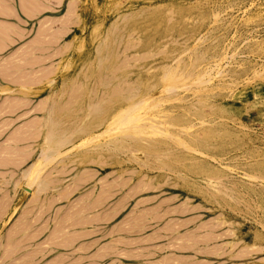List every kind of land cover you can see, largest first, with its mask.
<instances>
[{
  "label": "rangeland",
  "instance_id": "rangeland-1",
  "mask_svg": "<svg viewBox=\"0 0 264 264\" xmlns=\"http://www.w3.org/2000/svg\"><path fill=\"white\" fill-rule=\"evenodd\" d=\"M70 5L0 52V264H264V0Z\"/></svg>",
  "mask_w": 264,
  "mask_h": 264
},
{
  "label": "crops",
  "instance_id": "crops-1",
  "mask_svg": "<svg viewBox=\"0 0 264 264\" xmlns=\"http://www.w3.org/2000/svg\"><path fill=\"white\" fill-rule=\"evenodd\" d=\"M23 1L22 0H0V34L2 33L0 35V44H2L3 42L5 43V46H4V43H3V47L2 45L0 46V49L1 48L4 49V50L1 49L0 50L1 52L10 48L13 44H15L16 42H18L19 40L23 38L22 31L24 29L23 28L24 25L29 24V23H35L47 17H55L53 15H55L56 13H59L63 8L69 9V7L71 6L70 4L72 0H32V2H30L31 0H26V1H29V4L25 0ZM7 25H10V26H7ZM14 26H17V28H15ZM1 30L4 31V33H8V34L4 35V33ZM19 30H22V31L19 32ZM12 34L13 35L15 34V35L13 36ZM3 37L5 38V40ZM11 39L13 42H10ZM171 264H182V263H181V260L172 259Z\"/></svg>",
  "mask_w": 264,
  "mask_h": 264
},
{
  "label": "bare ground",
  "instance_id": "bare-ground-1",
  "mask_svg": "<svg viewBox=\"0 0 264 264\" xmlns=\"http://www.w3.org/2000/svg\"><path fill=\"white\" fill-rule=\"evenodd\" d=\"M22 1H23V0H22ZM25 1H26V0H25ZM20 2H21V1H20ZM23 2H24V1H23ZM26 2L29 4V1H26ZM26 2H25V4H26ZM30 2H32V0H31ZM38 2H39V1H38ZM5 3H6V2H5ZM22 4H23V3H22ZM22 4H21V5H22ZM30 4H31V3H30ZM34 4H35V3H34ZM36 4H38V3H36ZM35 7H36V5H35ZM3 8H4V7H3ZM9 8H10V7H9ZM37 8H38V7H37ZM30 9H31V8H30ZM33 10H34V9H33ZM36 12H37V11H36ZM32 13H33V12H32ZM40 13H41V12H40ZM1 14H2V12H1ZM30 16H31V15H30ZM1 25H2V24H1ZM3 26H4V25H3ZM7 26H10V25H7ZM7 26H6V27H7ZM12 27H13V26H12ZM14 27L17 28V26H14ZM4 28H5V27H4ZM15 28H14V29H15ZM5 29H6V28H5ZM18 29H20V28H18ZM1 31H2V30H1ZM5 31H6V30H5ZM20 31H22V30H19V32H20ZM2 32L4 33V31H2ZM6 32H7V31H6ZM22 32H23V31H22ZM1 34H2V33H1ZM1 34H0V35H1ZM5 34H8V33H4V35H5ZM22 34H23V33H22ZM12 35H13V34H12ZM14 35H15V34H14ZM14 35H13V36H14ZM9 36H10V35H9ZM9 36H8V38H9ZM18 36H20V35H18ZM18 36H17V37H18ZM3 38H4V37H3ZM4 40H5V38H4ZM2 41H3V40H2ZM7 41H8V40H7ZM7 41H6V42H7ZM10 42H13L12 39H11ZM10 42H9V43H10ZM3 43H4V42H3ZM3 43L0 44V46L2 45V47H3ZM4 46H5V43H4ZM7 47H8V46H7ZM7 47H6V48H7ZM1 49H3V48H1ZM1 49H0V50H1ZM3 50H4V49H3ZM0 52H1V51H0ZM3 52H4V51H3ZM1 67H3V66H1ZM178 74H179V73H178ZM174 75H175V74H174ZM176 76H177V75H176ZM176 80H177V79H176ZM179 81H180V79H179ZM173 82H176V81H173ZM148 100H149V99H148ZM153 101H154V100H153ZM9 102H10V101H9ZM11 102H13V101H11ZM146 102H148V101H146ZM146 102H143V103L145 104ZM149 102H150V101H149ZM17 103H19V102H17ZM141 103H142V102H141ZM153 103H154V102H153ZM6 104H7V103H6ZM10 104H11V103H10ZM10 104H9V105H10ZM12 104H13V103H12ZM15 104H16V103H15ZM4 105H5V104H4ZM139 105H140V103L138 104V106H136V105L131 106V107H129V108H128L127 110H125V111H123V109H122V110L120 109L121 112H122L120 115L123 116V114H125V113H126V114H125V116H124L123 118H122V116H121V118H122L123 120L118 119V118L120 117V115H119V117L117 118V119H118V122H119V120H120V121L122 122V124H123V122H124V123L126 122V123L129 124V125L132 124L133 121H130V117H131V119H137V117H136L135 114L137 113L136 111H139V109H140V108H139L138 110H136V109L139 107ZM152 105H153V104H152ZM2 106H3V105H2ZM5 106H6V105H5ZM5 106H4V108H5ZM142 106H143V105H142ZM6 107L9 108V106H6ZM10 107H11V106H10ZM2 108H3V107H2ZM8 108H6V109H8ZM141 108H142V107H141ZM135 110H136V111H135ZM134 111H135V114H134ZM0 113H1V112H0ZM133 114L135 115V118H132V117H134V116H131V115H133ZM155 120H156V119H155ZM116 121H117V120H116ZM116 121H115V122H116ZM138 121H139V120H137L135 123H137ZM4 122H5V121H4ZM118 122L116 123V126H119V129H117V130H120V125L122 126V124L117 125ZM128 122H130V123H128ZM131 122H132V123H131ZM2 123H3V122H1V124H2ZM4 124H5V125H3V127H7V126H6V122H5ZM110 124H111V123H110ZM127 124H125L126 127L129 126V125L127 126ZM137 124H138V123H137ZM139 124H140V123H139ZM144 124H145V123H144ZM7 125H8V124H7ZM11 125H12V124H11ZM125 125H124V126H125ZM133 125H134V124H132V126H133ZM152 125H153V124H152ZM124 126H123L122 129H121L122 131H123V129L127 130ZM137 126H138V125H137ZM139 126H140V125H139ZM8 127H9V125H8ZM129 127H130V126H129ZM129 127H128V129H129ZM135 127H136V126H135ZM141 127H142V126H141ZM144 127H145V126H144ZM146 127H147V126H146ZM146 127H145V128H146ZM150 127H152V126H150ZM150 127H149V128H150ZM153 127H154V126H153ZM160 127H161V126H160ZM137 128H138V127H137ZM137 128H136V129L134 128L135 131H136V130L138 131L139 128H138V129H137ZM130 129H131V127H130ZM152 129H153V128H152ZM17 130H18V129H17ZM121 130H120V131H121ZM131 130H133V128H132ZM131 130H128V131H131ZM140 130H141V129H140ZM140 130H139V131H140ZM156 130H158V129H156ZM18 131H19V130H18ZM18 131H17V132H18ZM49 131H50V130H49ZM128 131H127V132H128ZM17 132H15V133H17ZM58 132H59V130H58ZM143 132H144V130H143ZM155 132H156V131H155ZM157 132H161V131L158 130ZM87 133H88V132H87ZM133 133H134V130H133ZM136 133H137V132H136ZM52 135H54V134H52ZM52 135H50V136H52ZM101 135H102V134H101ZM90 136H91V135H90ZM93 136H94V135H93ZM98 136H100V135H98ZM11 137H12V136H11ZM53 137H56V136H53ZM60 137H61V136H60ZM47 138H48V137H47ZM58 138H59V135H58ZM89 138H90V137H89ZM95 138H96V137H95ZM48 139H49V138H48ZM87 139H88V138H86V140H87ZM11 140H13V138H12ZM49 140H50V139H49ZM58 140H59V142H58V144H57V147H58V145L60 144V140H61V139H58ZM91 140H92V139H90V141H89L88 143L94 141V139H93V141H91ZM9 141H10V140H9ZM9 141H8V144H9L10 142H12V141H10V142H9ZM52 141H53V140H52ZM71 142H72V141H70L68 138H67V139H63V140H61V145H62V147L66 148V147L68 146L67 144H69V143H71ZM55 143H56V142H55ZM83 143H84V142H83ZM12 144H13V142H12ZM52 144H54V143L52 142ZM80 144H81V146L84 145V144L82 145V143H80ZM80 144H79V145H80ZM10 145H11V143L9 144V146H10ZM54 145H55V144H54ZM61 145H60V146H61ZM64 145H67V146H64ZM86 145H87V144H86ZM86 145H85V146H86ZM3 147H4V146H3ZM7 147H8V146L6 145V148H7ZM10 147H12V146H10ZM14 147H15V146H14ZM17 147H19V146H17ZM17 147L15 148L16 150H17ZM57 147H56V148H57ZM6 148H4L5 151L7 150ZM58 148H59V147H58ZM75 148H80V147H75ZM1 149H3V148H1ZM8 149L11 150L12 148H8ZM18 149L20 150V148H18ZM4 150L2 151V153L4 152ZM9 150H7V151H9ZM13 150H14V149H13ZM13 150H11V151L8 152V153H11V154L8 155V156L11 155L9 158L13 157V156H12V155L14 154V153H12ZM16 150H14V151H16ZM55 150H56V149H55ZM57 150H58V149H57ZM61 150H62V149H61ZM66 150H67V149H66ZM7 151H6V153H7ZM59 151H60V148H59ZM72 151H73V149H72ZM0 152H1V151H0ZM16 152H18V150H17ZM70 152H71V151H70ZM70 152H67V153H70ZM6 153H5V154H6ZM8 153H7V154H8ZM3 154H4V153H3ZM17 154H19V153H16V155H17ZM55 154H56V153H55ZM59 154H61V153L59 152ZM59 154H58V155H59ZM16 155H15V156H16ZM4 156H7V155H4ZM2 157H3V156H2ZM2 157H0V158L3 160L4 157H3V158H2ZM17 157H18V156H16V158H17ZM59 157H61V156L59 155L57 158H59ZM6 158H7V157H5L4 159L6 160ZM9 158H7V159L9 160ZM52 158H54V157H52ZM52 158H50V161H52ZM57 158H56V159H57ZM1 159H0V163H3V164H6V163H7V161H6L5 163L2 162ZM48 159H49V156H48L47 160H48ZM10 160H13V158L10 159ZM54 160H55V159H53V161H54ZM3 161H4V160H3ZM15 161H18V160L15 159ZM15 161H14V162H15ZM48 162H49V160H48ZM36 175H37V174H36ZM38 175H39V174H38ZM38 175H37V177H39ZM37 177L35 176L34 179L36 180ZM35 180H34V181H35ZM38 181H39V179H38ZM38 181H36V182L38 183L37 186L40 187V186H41V183H39ZM36 182H35V183H36ZM40 182H41V181H40ZM37 183H36V184H37ZM40 189H41V188H40ZM86 208H87V207H86ZM89 210H90V209H89ZM74 239H75V238H74ZM66 241H67V240H66ZM86 247H87V246H86Z\"/></svg>",
  "mask_w": 264,
  "mask_h": 264
}]
</instances>
